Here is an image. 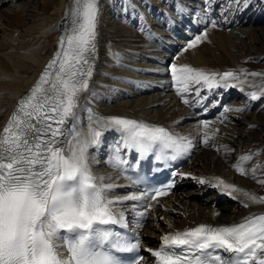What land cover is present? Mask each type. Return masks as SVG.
<instances>
[{"label": "bare ground", "instance_id": "1", "mask_svg": "<svg viewBox=\"0 0 264 264\" xmlns=\"http://www.w3.org/2000/svg\"><path fill=\"white\" fill-rule=\"evenodd\" d=\"M6 1L15 2L14 9L22 10L16 4L18 0H0V5ZM110 1L54 0L51 4L43 0L44 7L53 5L51 13L28 30L41 27V37L49 38L53 29L44 28V22L55 21L58 36L47 60L29 50L24 33L19 34L17 26L7 28L8 20L0 13V158L8 151L18 153L26 149L21 148L22 140L17 139L5 150L3 141L12 125L23 131V112L28 101L32 105L27 109L36 113L46 105L63 107L54 153L45 163L33 164L29 181H17L14 185L18 198L39 212L36 225L32 226L34 232L42 233L39 228L44 217L45 224L54 221L51 205L66 164L67 169L85 176L89 187L98 192L117 220L135 224L144 238L142 250L146 261L175 236L202 229L220 234L250 232L252 243L258 246L252 264H264V229L255 228L264 220V199L258 197L253 182L244 186L240 181L254 180L248 171L264 181V166L258 174L259 165L243 151L245 139L248 142V136L254 137L256 133L257 143L253 144V140L249 149L255 155L264 152V119L256 118L264 115V72L247 65L264 57L257 48L258 33L264 34V0H246L242 8L246 17H236L237 27L228 33L219 31L195 38L192 51L182 53L171 70L165 65V54L174 47L167 44L162 24L170 21L177 30L178 25L193 19L191 15L203 8L204 1L196 0L198 8L190 12L187 0H162L161 6L149 8L148 16L136 11L132 0V4L126 0L120 10L108 13L104 8ZM207 3V10L218 6V0ZM90 4L94 10L83 72L69 70L68 53L58 55L43 82L42 75L53 59L63 21L70 29L76 20L77 30L68 36V40L72 37L74 41L82 24L79 13ZM154 12L157 21L149 19ZM110 15L115 16L109 19ZM120 15L126 19L122 25ZM248 17L251 21L247 24ZM112 30H120V34L113 37ZM142 31L144 36L138 39ZM217 49L226 53L216 56ZM226 71L230 72L223 74ZM65 79L71 81L70 86L59 84ZM62 89L65 92L59 94ZM94 90L107 95L99 100L100 104L91 99ZM205 101L209 102L206 109L197 110ZM123 124L164 130L185 147L184 158L190 160L178 172L180 183L175 193L149 207L146 218L134 212L141 199L117 173L119 168L127 167V156L132 155ZM11 197L9 193L0 194V241L13 229L14 212L5 218L1 210ZM231 199L232 207L219 206Z\"/></svg>", "mask_w": 264, "mask_h": 264}, {"label": "rangeland", "instance_id": "2", "mask_svg": "<svg viewBox=\"0 0 264 264\" xmlns=\"http://www.w3.org/2000/svg\"><path fill=\"white\" fill-rule=\"evenodd\" d=\"M48 1H50L49 3H51V4H53V2H54V0H48ZM111 1L109 3H107L106 8H104L108 11V13L109 12L111 13V11H109V7H111L112 3H117L119 0H113L112 3H111ZM128 1H130L132 4L131 0H128ZM110 3H111V5H110ZM124 3H126V1ZM16 4H19L21 6L20 9H22V10H18V9L15 10L14 9L13 6L15 5V2L9 3L6 1L5 3H3V4L1 3V5H0V13L4 16V18L6 20H8V23H6V27L10 29L11 28L10 26H17L16 30L19 31V34L24 33L23 39H24V41L27 40L26 45H27V47H29V50H32L33 53L37 54L38 58H44L47 60L49 58L50 54L52 53L53 47H54L55 42H56V36L58 35L57 34L58 31H56L55 21L53 20L52 22H44L45 26L43 24L44 28H49V30L53 29L49 35V38L41 37V32H40L41 27H39L38 29L36 28L35 29L36 31L35 30L30 31L28 29L31 27V25L39 24V22H38L39 19L49 17L53 5H50L49 7L48 6L44 7L43 6L44 5L43 0H18V2ZM126 7H128V6H126ZM131 7L134 9L133 5H131ZM136 7H137V5H136ZM10 9H12L13 11L9 12ZM122 9H124V8H122ZM122 12H123V10H122ZM114 16L115 15H110L109 19H113ZM49 25L52 26V28H50ZM118 31L112 30L111 34L113 35V37L114 36L116 37L120 34V30H118ZM263 31H264V28H263ZM258 37L260 38V39H258L260 44H259V46H257V48L260 47V49L263 51V55H264V46H263L264 45V34L258 33ZM247 44H249V42ZM247 50H248V46L245 49V52H247ZM225 53L226 52L217 49L216 56L222 55ZM254 61H258V62H254ZM247 65L250 67H257V68L262 70L261 72H264V70H263L264 69V57H259V59H257V60L249 61ZM93 94H94V96H93V98L91 97V99H92V101H95L96 103H97V100L99 98L104 97V95L101 92H99L98 90H96V91L94 90ZM256 118L258 121H260V120L264 119V115H262V116L258 115V116H256ZM260 132H261L260 130L257 131V133H260ZM260 134H262V132ZM255 136H256V133H255ZM255 136L254 137L252 135L250 137L248 136V138H249L248 142H246L247 138L245 139V144H244L245 147H244L243 151L248 152L251 155L252 161L259 165L260 171L258 172V174H261V172H262L261 168L264 166V164H263L264 163V152L255 155L249 149L250 144H252L253 140L256 139ZM252 137L254 139H252ZM256 143H257V141L255 140V142H253V144H256ZM206 162H207V159H206ZM248 172L251 175L250 178H253L254 180L248 181V178H247V180L245 179L246 180L245 181L243 179H240V181H242V185L247 186V184H250L249 182H253L254 184L253 183L252 184L256 185V187H257L256 193H257L258 197L263 200L264 199V183H263L264 181H259L261 176L258 175L259 176L258 177L255 172L254 173H251L250 171H248ZM255 182H257L258 184ZM188 189L191 190L192 188H188ZM233 204H234V200L231 199L230 201H224L219 206L226 208L229 206L232 207ZM223 212L226 213L225 211H223Z\"/></svg>", "mask_w": 264, "mask_h": 264}]
</instances>
